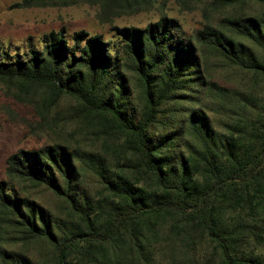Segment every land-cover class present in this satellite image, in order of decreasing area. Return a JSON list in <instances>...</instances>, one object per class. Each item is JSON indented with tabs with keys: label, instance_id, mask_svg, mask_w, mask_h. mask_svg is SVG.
<instances>
[{
	"label": "trees",
	"instance_id": "trees-1",
	"mask_svg": "<svg viewBox=\"0 0 264 264\" xmlns=\"http://www.w3.org/2000/svg\"><path fill=\"white\" fill-rule=\"evenodd\" d=\"M36 1L47 0L16 5ZM113 28L111 45L101 33L68 36L63 26L39 47L29 36L23 52L0 45V81L42 86L52 101L70 96L104 148L51 143L8 155L7 176L52 190L67 219L1 179L0 210L18 239L42 241L50 253L39 261L0 245V264H152L158 253L168 264H264V93L210 81L202 67L209 51L264 83V15L223 14L187 36L167 15ZM197 87L223 105L221 130L203 108L168 120V104ZM85 171L99 196L79 188Z\"/></svg>",
	"mask_w": 264,
	"mask_h": 264
},
{
	"label": "rangeland",
	"instance_id": "rangeland-1",
	"mask_svg": "<svg viewBox=\"0 0 264 264\" xmlns=\"http://www.w3.org/2000/svg\"><path fill=\"white\" fill-rule=\"evenodd\" d=\"M21 1L0 0V45L12 53L27 49L29 36L39 47L44 33L62 26L66 28L68 36L78 29L101 33L111 45L117 41L114 26L145 27L162 15L178 19L186 36L192 35L206 21H217L223 14L264 15V5L261 4H237L222 9L216 6L214 0H47L17 6ZM202 63L204 75L210 81L230 89L253 88L260 94L264 93L262 81L254 84L248 74L209 51L205 53ZM130 85L134 88V84ZM176 100L168 104L171 112L170 117L168 114L169 121L180 116L187 118L189 110L203 108L216 129L221 130V119L226 112L220 101L205 87H197L194 92L182 94ZM133 101L136 103L135 98ZM96 131L95 122L70 96L62 95L52 101L42 86L0 81V180L6 179L21 195L43 205L54 217L63 219L67 216L64 200L43 185L7 176L6 158L20 148H39L51 143L103 152ZM106 156L112 158L110 154ZM79 188L94 197L99 196V183L90 171L81 175ZM5 218L0 210L1 247L23 253L33 260L48 258L50 248L44 242L18 239V233ZM167 258L168 254L158 253L152 264H168L171 258L166 261ZM174 262L177 264L179 261L175 258Z\"/></svg>",
	"mask_w": 264,
	"mask_h": 264
}]
</instances>
